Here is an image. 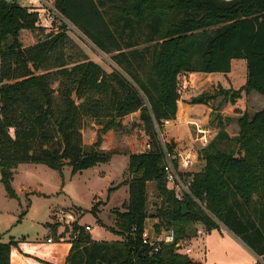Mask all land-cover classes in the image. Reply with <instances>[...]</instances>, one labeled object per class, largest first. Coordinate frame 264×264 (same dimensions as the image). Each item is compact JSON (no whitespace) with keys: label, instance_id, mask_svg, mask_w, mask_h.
I'll use <instances>...</instances> for the list:
<instances>
[{"label":"trees","instance_id":"16d2710c","mask_svg":"<svg viewBox=\"0 0 264 264\" xmlns=\"http://www.w3.org/2000/svg\"><path fill=\"white\" fill-rule=\"evenodd\" d=\"M57 8L113 68L107 72L85 55L76 60L63 26L46 33L23 0H0V174L7 195L17 198L12 183L20 164H43L61 174L69 166L76 175L109 163L113 155L97 150L103 135L139 114L151 150L128 156L123 185L129 199L124 212H115L123 240L82 235L71 242L66 264H201L175 245L153 254L143 246L148 183L162 198L156 229H173L177 243L196 236V225L210 233L222 224L264 256V109L253 118L242 115L235 138L218 119L216 138L198 153L202 170L186 174L201 205L178 201L168 189L155 129L177 119L181 75H226L234 60H244L243 91L264 97V0H58ZM23 32L36 42L25 46ZM210 100L202 94L189 104ZM90 119L101 128L86 151L83 130ZM47 228L56 237L57 228ZM18 242L0 239V264H12L13 251L21 252Z\"/></svg>","mask_w":264,"mask_h":264},{"label":"rangeland","instance_id":"374dc122","mask_svg":"<svg viewBox=\"0 0 264 264\" xmlns=\"http://www.w3.org/2000/svg\"><path fill=\"white\" fill-rule=\"evenodd\" d=\"M11 1V0H8ZM70 54L75 59L85 55L89 60L100 64L107 72H111L113 62L109 56L99 52L78 31L68 32ZM21 40L25 46L36 42L29 33L23 34ZM247 81V65L244 60L232 62L231 73L226 75L209 76L202 73L181 75L179 78L180 99L189 103L193 98L202 94L210 97L209 111L195 108L188 113L182 123L165 124L163 132L166 137L179 144L178 150L182 153L195 156L189 172L202 170L204 163L199 161L198 153L206 148L217 136L218 119H222L227 133L235 138L239 133L238 119L242 115L253 118L264 109V97L257 93L246 94L243 88ZM227 92L226 94H224ZM234 93H240L239 98L232 100ZM199 106V105H196ZM194 123H197L207 133L208 144L203 146L201 136ZM100 123L90 119L83 130V142L86 151H90L98 139ZM11 133H13L11 131ZM175 136V137H174ZM103 142L97 149L103 154H111L112 160L106 164H99L80 174L72 175V169L66 166L62 174L43 164H20L14 175L13 188L17 198H10L0 181V239L9 242L11 239L19 241L20 251L12 253V264H33L22 256V251L34 253L30 244L38 245L40 249L47 248V235L51 230L47 224H53V214L59 208L67 212H74L80 225H90V237L97 242H113L123 240L118 234L115 212H124V204L129 199L126 185L129 179V155L143 152L149 138L143 124L131 116L123 119V127L109 131L102 137ZM121 184L123 186H121ZM114 189L110 192L111 188ZM168 189L171 187L167 186ZM150 212L147 230L153 225L151 215L156 214L162 198L158 196L156 185L148 190ZM96 206L99 213H93ZM79 207V208H78ZM220 230L205 234L195 244L192 259L205 264H255V259L240 249L241 247L221 227ZM201 225H196L198 230ZM167 228H155L161 233ZM48 230V231H46ZM150 232H152L150 230ZM53 236V235H52ZM57 240V239H56ZM30 242V244L28 243ZM71 245L70 242L63 243ZM243 247V245H241ZM208 261V262H207Z\"/></svg>","mask_w":264,"mask_h":264},{"label":"built area","instance_id":"2783aa9c","mask_svg":"<svg viewBox=\"0 0 264 264\" xmlns=\"http://www.w3.org/2000/svg\"><path fill=\"white\" fill-rule=\"evenodd\" d=\"M57 1L58 0H25L29 11L37 14L38 26L44 29L46 33L57 30L61 26L64 27L67 33L77 31V29L62 16L57 8ZM165 124H169V121H166ZM194 125L201 135L199 139L202 145H207L209 140L206 131L197 123H194ZM163 128H160L158 125L155 126L157 140L164 156L163 172L165 181L167 185L175 191V197L178 201H184L186 198H189L197 205H201V202L195 198L191 192L192 179L186 176L187 173H190L189 170L193 165L194 160L192 159H196V157L177 152L176 148H173L171 144V139L167 138L166 134L163 132ZM149 150H151V144L146 143L144 152H148ZM52 223V225L57 228V233L56 237L50 236L47 238L48 244H53L55 242H75L78 241L82 235H89L92 230L90 225H80L74 212H67L63 208H59L54 212ZM206 233V231L200 229L197 231V236L202 237ZM189 241L190 238L183 239L177 243L176 233L173 229L164 231L157 236H151L150 232L145 229L142 238L143 246L150 250V254L159 252L163 246L175 245L179 253L188 255L192 251L188 245ZM257 264H264V256L258 257Z\"/></svg>","mask_w":264,"mask_h":264},{"label":"crops","instance_id":"0c3cea01","mask_svg":"<svg viewBox=\"0 0 264 264\" xmlns=\"http://www.w3.org/2000/svg\"><path fill=\"white\" fill-rule=\"evenodd\" d=\"M24 2V5L26 6V2L25 0H23ZM23 34H26V32H23ZM231 73V72H230ZM204 75H209V76H217V75H224V74H204ZM195 108H202L204 110V115L206 113V110L209 111V115H208V118L211 114V109L206 106V105H199V106H196V105H190L189 103H184L183 101H179L178 103V113H177V119L175 121H169V124H171V122L173 123H182V120L185 116V113L186 115L188 116V113L190 114L191 111ZM138 115L139 114H136V115H132L131 117L135 120L138 119ZM175 137V136H174ZM175 142V141H174ZM176 143V142H175ZM179 148V144L176 143V150L177 152H180L178 150ZM140 153V152H138ZM182 153V152H180ZM184 155H187L185 153H182ZM19 167V166H18ZM18 169H16V172H17ZM1 172V170H0ZM16 175V173H15ZM0 181H1V174H0ZM151 185H154V183H148V190H149V187ZM127 187V191L129 193V187ZM79 208V207H78ZM64 209H67V208H64ZM151 217L153 218V225L151 226V229H149V232L150 230L152 232H150L151 236H157V235H160L161 233H156L155 232V228H156V225L159 223V219L156 218L154 215H151ZM149 224V221L146 222V226L148 227ZM223 227L227 233H229V235H231V237H233V239H235V241L237 243H241V244H238L242 249L243 252H245L247 255H249L250 257H252L253 259H255V264H257V259H258V256L252 251L250 250L237 236H235L230 230H228L226 227L224 226H221ZM147 229V228H146ZM204 230L205 229L203 227H200L198 230ZM48 231V230H46ZM213 231H217V229L213 230ZM218 231H221L220 229ZM164 232V231H163ZM212 232V231H211ZM210 233H206L207 235L211 234ZM49 238V234L47 235ZM92 239V238H91ZM93 240V239H92ZM198 240L200 241H204L205 239L201 238V237H198L197 234L196 236L190 238V241L188 242V245L189 247L192 249L191 253L188 254L187 256H189L191 259H192V256H193V253L195 252V244H198L200 243ZM121 241V239L119 240ZM114 242V241H113ZM198 242V243H197ZM30 244V242H28ZM49 246L46 248H43V249H40L39 247H37L38 245L36 244H30L29 248H32L34 250V253H30V252H27V251H22L24 254H22V256L28 260V261H31V263L33 264H66V260H67V257H68V253H69V250H70V247L71 245H68V244H63V243H53V244H48ZM243 245V247L241 246ZM194 262H197V263H201V264H205L204 262L202 261H197V260H194L192 259ZM208 262V261H207ZM206 264H211L210 262L206 263Z\"/></svg>","mask_w":264,"mask_h":264},{"label":"water","instance_id":"95a60500","mask_svg":"<svg viewBox=\"0 0 264 264\" xmlns=\"http://www.w3.org/2000/svg\"><path fill=\"white\" fill-rule=\"evenodd\" d=\"M171 144H172L173 148H176V143L174 142V140H171ZM187 213H188V211H187V205H185L184 206V214H187Z\"/></svg>","mask_w":264,"mask_h":264}]
</instances>
